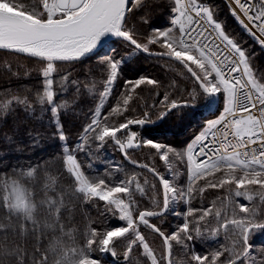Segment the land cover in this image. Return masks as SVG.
<instances>
[{
  "label": "snow or ice",
  "instance_id": "snow-or-ice-1",
  "mask_svg": "<svg viewBox=\"0 0 264 264\" xmlns=\"http://www.w3.org/2000/svg\"><path fill=\"white\" fill-rule=\"evenodd\" d=\"M233 16L258 43L264 46V0H231ZM147 0H0V49L9 50L44 62L42 69L43 90L38 93V104L50 106L56 124L59 140L66 141L63 124L59 121L61 112L68 114L67 101L55 102L53 75L57 62L78 61L95 54L103 67L106 78L99 103L91 115L90 122L83 128V134L74 148L63 146V168L72 178L74 192L84 201L104 202L106 211L114 219L123 222L120 226L101 229L90 228L85 234L83 247H68L59 238L49 242L41 251L36 248L29 257L26 250L15 245L8 247L7 230L11 224L0 222V264H101L100 258L92 253L99 252L117 257V247L124 245L123 259L132 264L130 256L137 246L148 264H175L173 246L187 249L188 242L196 238L216 239L222 232L231 238V245L208 254L192 252L195 264H264L251 252L248 241L255 231H264V220H257V212L246 204L235 201L243 197L252 202L256 196L264 203V76L257 74L247 50L226 31L225 25L215 15L213 7L203 0H172L169 22L166 28L153 26L149 29L146 43L136 38L135 26L129 27L128 18L134 9H143ZM139 22L149 23L146 16ZM118 38L126 41L134 50L149 55L167 58L181 65L192 83L202 90L210 102H222L223 107L215 119L207 120L198 134L180 151L161 142L142 138L133 126L143 129L154 121L149 110L139 118L126 116L134 99L133 93L142 85L158 87L160 82L146 76L125 80L115 104L102 115L109 98L113 96L116 81L120 75L123 58H116L115 49L107 53L100 51L105 42ZM150 45H157L161 51L150 52ZM68 75L60 77V91L66 90ZM79 92L80 82L72 80ZM88 88V85H85ZM170 84L167 91L154 107L156 119L167 117L173 110L191 107L199 94L196 88L182 98H176ZM95 88L92 87L88 91ZM191 97V99H188ZM23 105L34 111L26 97L12 96L0 100V116L13 111V105ZM44 110L43 107L41 109ZM123 119L119 122L116 120ZM112 142L133 165L147 169L158 178L162 202L157 198L155 184L143 183L138 173H127L123 165L114 166L112 172L103 175H89L77 159L76 153L91 156L92 145L103 148ZM150 148L168 169L171 178L158 171L155 166L139 163L129 157L130 149ZM170 155L179 157L186 164L187 182L184 186L175 183V173ZM89 169L91 164L88 165ZM16 173V169H13ZM119 173L120 177L114 178ZM18 178L0 173V208L9 217L16 216L32 223L37 230L41 211L47 214L44 227L63 232L60 223L61 209L66 208L64 196L57 191V178L44 177L42 191L45 198L37 200L28 181L38 179L35 167H29L17 174ZM203 182V183H201ZM258 186L257 191H252ZM150 207H141L135 194L148 196ZM209 189H226L231 214L225 210L224 202L217 207L195 208L191 202ZM48 193H53L49 196ZM219 199V197H218ZM185 204L183 222L171 233L166 234L152 218L162 217L168 210ZM222 211L224 215L222 216ZM179 214V213H174ZM243 214V215H242ZM212 218L215 227H211ZM201 222L204 224L202 231ZM141 226L150 229L162 238L164 254L158 258L146 240ZM21 231L26 229L21 228ZM70 235V233H65ZM228 254L225 257V254ZM221 257H225L222 261ZM139 264V262H137Z\"/></svg>",
  "mask_w": 264,
  "mask_h": 264
},
{
  "label": "trees",
  "instance_id": "trees-1",
  "mask_svg": "<svg viewBox=\"0 0 264 264\" xmlns=\"http://www.w3.org/2000/svg\"><path fill=\"white\" fill-rule=\"evenodd\" d=\"M203 2L213 7L215 15L224 23L226 31L249 53L251 63L257 74L264 76V46H261L257 38H254L244 29L239 18L233 16L231 8L225 0H203ZM171 7L172 0H147L145 8L133 10L134 14L129 16L128 24L129 27L135 26L136 38L139 42L146 43L149 29L153 26L160 28L168 26ZM142 15L146 16L149 23L139 22ZM109 48L115 49L116 58H123V62L113 90V96L106 103L102 115L115 104V99L122 90L124 81L135 80L140 76L156 79L160 84L155 88L149 85H142L137 88L136 92L133 93L132 107L129 112L125 113L126 116L139 118L143 111L150 109L149 114L152 116V120L158 121L155 113L160 108L154 106L157 105L165 91L169 90L168 86L173 83L176 87L171 90V94L178 99L196 88L199 94L196 96L194 106L202 107L209 100L202 93V90L192 83L185 69L178 63L164 58L149 57L138 50H134L132 46L121 39H115L106 50L101 52L107 53ZM159 51L161 49L157 45H150V52ZM44 66V62L38 58L0 50V100L10 99L12 96L26 97L34 109L30 112L23 105L14 104L13 111L0 116V173L18 178L17 174L20 171L35 167L38 171V179L26 182V186L32 190L36 199L39 201L45 198V193L41 190L44 177L51 175L57 178V191L64 196L66 203V208L61 209L60 214V223L64 226L63 232L58 227L56 229L44 227L45 222L51 221L48 220L47 214L43 211L38 217L40 223L37 225V230L33 232L30 221H24L23 218L16 216L9 217L6 210L0 208V222L12 225L7 230V246L19 245L26 250L29 257L36 248L43 251L53 239L59 238L68 247H83L85 234L90 228L101 229L123 224L106 211L104 202L98 200L86 202L82 196L75 193L72 178L64 170L62 163L64 158L63 146L66 144L70 149L74 148L83 134V128L90 122L91 115L99 103V93L103 91L106 73L95 54L78 61L57 62V72L53 75L54 91L57 93L54 100L55 102L67 101L70 105L68 114L61 112L59 115V121L63 124V132L66 134V141H61L57 135H54L57 128L53 121L50 106L47 104L41 106L37 102L38 93L42 94L43 90L42 69ZM64 75H68V81L65 83L66 90L60 91V77ZM72 80L80 82L79 92L77 85L71 83ZM93 82L95 88L90 92L88 88L92 87ZM85 85H88V88ZM42 107L43 111L41 110ZM213 114H204V111L184 107L175 110L158 126H144L143 129L135 126L133 130L142 133V138L164 143L180 151L186 147L193 136L191 131L195 126L193 124L195 117L197 119L204 117L209 119ZM122 119L123 117H120L116 122ZM117 148L112 142L99 149L93 144L91 156L85 155L84 152H78L76 155L86 174L92 176L103 175L106 171L112 172L116 165H123L129 174L134 172L143 174L145 178L147 176L151 180L149 186L151 184L156 185L157 198L162 202L161 186L158 179L143 169L131 166L124 159L122 152L117 151ZM129 157L139 163L155 166L163 174L168 170L164 166V162L155 155L154 149L144 147L139 152H129ZM170 161L173 164L175 183L184 186L187 182L186 164L179 157L171 155ZM89 164H91L90 169ZM14 168L16 173L13 172ZM119 177L120 174L116 173L114 178L118 179ZM141 177L139 176L140 179ZM149 190L150 187L146 190L149 193L148 196L135 194V199L142 208L151 206ZM257 190L258 186L252 189L254 192ZM48 195L51 196L53 193H48ZM228 199L229 193L226 189H209L203 196L194 199L191 206L195 208L211 207L212 202L216 201L217 207H220L221 202H224L225 210L230 215L232 205L227 204ZM234 199L236 202L246 204L250 209H254L257 212L258 221L264 220V203L260 202L258 196L252 202L246 201L243 197ZM187 207L181 205L162 217L152 218V222L157 223L166 234L171 233L183 222V213L186 212ZM223 215L224 212L222 211ZM209 220L212 221L211 227H215L214 220L211 217ZM22 226L26 231H21ZM142 227L144 228V226ZM204 227L203 222H201L202 231ZM148 231L156 237V239L151 238L154 240L153 243L158 240L164 249L162 238L150 229ZM65 233H70V235H65ZM248 243L252 246V254L257 256L258 260H264V231H255L254 234L250 235ZM188 244L187 249L174 244L172 258L175 264H195L194 261H191L192 252L203 255L218 250L221 245L228 247L231 245V238L226 237V234L222 232L216 239L196 238L194 236L193 241L188 242ZM138 248V246L134 248L130 256L132 264H137V262L147 264V258L141 255L142 250ZM124 250L125 247L121 244L116 249L117 257L106 254V258H103L99 252H94L91 255L93 258H100L101 264H128L123 259ZM160 253L162 256L164 251L162 250ZM227 255L226 253L225 257ZM225 257H221V260L223 261Z\"/></svg>",
  "mask_w": 264,
  "mask_h": 264
},
{
  "label": "rangeland",
  "instance_id": "rangeland-1",
  "mask_svg": "<svg viewBox=\"0 0 264 264\" xmlns=\"http://www.w3.org/2000/svg\"><path fill=\"white\" fill-rule=\"evenodd\" d=\"M222 107H223V104H222V102H219V104H218V106L216 107V109H214V110H211L210 112H209V114H211V113H214L213 114V116H211L209 119L208 118H206V117H204L203 119L202 118H198L197 119V117H195V120H194V123L193 124H195V126H194V128H193V131H191V132H193V133H191V135H193L192 137H191V139L192 138H194V136L196 135V134H198L199 133V131L204 127V125H205V123H206V121L207 120H210V119H215V118H217V116L219 115V113H220V111H222ZM204 114H208V113H206V112H204ZM195 130V131H194ZM139 132V131H138ZM189 134V133H188ZM140 135L142 136V133H140ZM191 139L188 141V142H190L191 141ZM117 149H119V148H117ZM139 150H141V148L140 149H130V150H128L129 152H139ZM137 155V154H136ZM139 174V176H142L141 177V183H143V179L145 178V176L143 175V174H140V173H138ZM164 175H165V178H171L170 176H169V173H168V170L164 173ZM146 179L149 181V183H150V179L146 176ZM176 181V180H175ZM179 185V184H178ZM147 190V189H146ZM150 191V190H149ZM181 205H185V204H183L182 202L181 203H179V204H177V205H175V206H173V207H171L169 210H168V212H172L173 210H175L177 207H179V206H181ZM123 223V222H122ZM149 229H147V228H143L142 226H141V231H142V233L145 235V237H146V240L149 242V244H150V246L154 249V251L156 252V254H157V256H158V258L161 256V253L160 252H162V250L164 251V249H162V246H161V244H160V242L158 241V240H156L155 242L156 243H153L154 242V240H152L151 238H155L156 239V237H155V235L153 236V234L152 233H150L149 231H148ZM158 239V238H157ZM150 240V241H149ZM158 241V242H157ZM158 247V248H157ZM162 250H161V249ZM138 249H141L142 250V248H138ZM143 251V250H142ZM101 255H102V257L103 258H106V254H102L101 253ZM166 263V262H165ZM148 264V263H147Z\"/></svg>",
  "mask_w": 264,
  "mask_h": 264
},
{
  "label": "water",
  "instance_id": "water-1",
  "mask_svg": "<svg viewBox=\"0 0 264 264\" xmlns=\"http://www.w3.org/2000/svg\"><path fill=\"white\" fill-rule=\"evenodd\" d=\"M131 2H132V0H129V3H130V5H131ZM115 39H118V38H113L111 41H109V42H105V44H104V47L102 48V49H100V51H103V50H105L108 46H110V44L115 40ZM0 50H3V49H0ZM4 51H9V50H4ZM139 51V50H138ZM12 52V51H11ZM139 52H141V53H143L142 51H139ZM19 54V53H18ZM143 54H145V55H147V56H149V57H154V58H164V57H160V56H156V55H149V54H146V53H143ZM23 55H25V54H23ZM94 55V54H93ZM92 56V55H91ZM86 57H89V56H86ZM85 58V57H84ZM164 59H167V58H164ZM209 103H210V100H208L207 101V103L204 105V106H202V107H197V106H194V105H192L191 107H187V108H190V109H193V110H200V111H203V110H205L206 109V107L209 105ZM175 110H173V112H174ZM171 114V113H170ZM169 114V115H170ZM168 115V116H169ZM167 116V117H168ZM167 117H165L164 119H161V120H158V121H156V122H154V123H152V124H150V125H145V126H148V127H155V126H158V125H160ZM133 127H135V126H133ZM123 157H124V159L131 165V166H133V167H135V168H137V169H143V170H145V171H147V172H149L147 169H145V168H140V167H137L136 165H133V164H131L130 162H129V159H126L125 158V156L123 155ZM150 173V172H149ZM150 174H152V173H150ZM153 175V174H152ZM157 178V177H156ZM158 179V178H157ZM167 213V212H166ZM165 213V214H166ZM164 214V215H165ZM122 262H125V261H122Z\"/></svg>",
  "mask_w": 264,
  "mask_h": 264
},
{
  "label": "built area",
  "instance_id": "built-area-1",
  "mask_svg": "<svg viewBox=\"0 0 264 264\" xmlns=\"http://www.w3.org/2000/svg\"><path fill=\"white\" fill-rule=\"evenodd\" d=\"M225 1L228 3V5L230 6L231 9L234 7V4L231 2V0H225ZM218 104H219V102H210L209 105L206 107V109L203 111L209 114V112L211 110L216 109ZM117 151H120V150L117 149Z\"/></svg>",
  "mask_w": 264,
  "mask_h": 264
}]
</instances>
